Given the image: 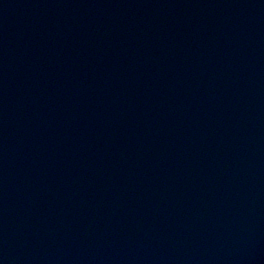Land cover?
I'll list each match as a JSON object with an SVG mask.
<instances>
[{"label":"water","instance_id":"1","mask_svg":"<svg viewBox=\"0 0 264 264\" xmlns=\"http://www.w3.org/2000/svg\"><path fill=\"white\" fill-rule=\"evenodd\" d=\"M0 264H264V0H0Z\"/></svg>","mask_w":264,"mask_h":264}]
</instances>
